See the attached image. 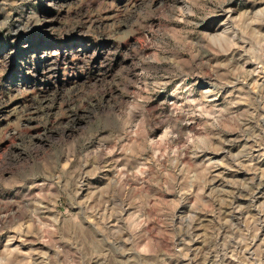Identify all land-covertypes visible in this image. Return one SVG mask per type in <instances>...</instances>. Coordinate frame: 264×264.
<instances>
[{
	"label": "clouds",
	"instance_id": "obj_1",
	"mask_svg": "<svg viewBox=\"0 0 264 264\" xmlns=\"http://www.w3.org/2000/svg\"><path fill=\"white\" fill-rule=\"evenodd\" d=\"M37 29L87 43L0 93V264H264V0H0V88Z\"/></svg>",
	"mask_w": 264,
	"mask_h": 264
},
{
	"label": "rangeland",
	"instance_id": "obj_2",
	"mask_svg": "<svg viewBox=\"0 0 264 264\" xmlns=\"http://www.w3.org/2000/svg\"><path fill=\"white\" fill-rule=\"evenodd\" d=\"M58 3L63 4L66 2V0H57ZM70 2V0H68ZM41 10L45 12L48 15H54L53 12L49 9L41 7ZM49 27H55V25H50ZM140 39V38H137ZM27 41L29 44L28 48H24L22 46V42ZM87 41L85 40H78V39H71L64 41L63 43L57 42L55 39H53L51 36L48 35V33L37 29L33 33H31L27 37H21L20 41L14 45L16 49L15 56L12 57V67L8 74L7 81L8 84L11 85L15 92L11 91L7 86L0 88V93H3L5 97H9L10 95L23 92V91H31L33 93H37V83L36 81L31 80L28 76L25 75L26 69L31 67L30 62V56L32 54H36L37 56L42 53L45 50H55L60 49L61 54L63 57H66L67 59L71 60L72 56L78 51L79 46L85 45ZM5 52L10 48L7 41H3L2 45ZM104 47V46H101ZM85 52H89L90 50L85 47ZM2 59V57H0ZM97 59H101V57H97ZM47 60H37V65L40 69H43V67L48 63ZM75 81H73L69 86H75ZM82 86V81L80 82ZM52 87V86H49ZM39 98L38 94L33 95L31 97L32 100H37ZM17 106L22 108L25 105H21L18 101L16 104H13L11 108L7 109L5 113H0V115H6L8 112L15 109ZM14 119V118H13ZM12 121L9 120H0V127H6L7 124L11 123Z\"/></svg>",
	"mask_w": 264,
	"mask_h": 264
}]
</instances>
